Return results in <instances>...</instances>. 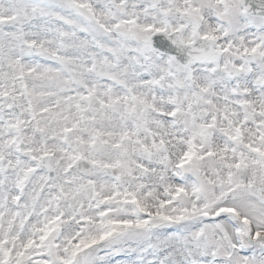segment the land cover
Wrapping results in <instances>:
<instances>
[{
	"label": "snow or ice",
	"instance_id": "obj_1",
	"mask_svg": "<svg viewBox=\"0 0 264 264\" xmlns=\"http://www.w3.org/2000/svg\"><path fill=\"white\" fill-rule=\"evenodd\" d=\"M0 264H264V0H0Z\"/></svg>",
	"mask_w": 264,
	"mask_h": 264
}]
</instances>
